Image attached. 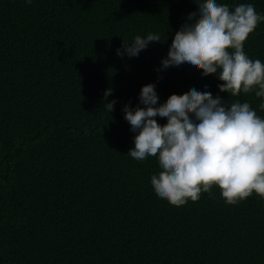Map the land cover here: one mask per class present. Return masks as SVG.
Here are the masks:
<instances>
[{
	"label": "trees",
	"instance_id": "obj_1",
	"mask_svg": "<svg viewBox=\"0 0 264 264\" xmlns=\"http://www.w3.org/2000/svg\"><path fill=\"white\" fill-rule=\"evenodd\" d=\"M217 2L264 16V0ZM197 10L194 0H0V264H264V198L229 205L213 186L177 207L151 185L158 157L128 154L137 132L123 109L145 107L149 83L157 106L195 88L264 119L255 91L220 92L219 69L162 67ZM149 33L160 41L129 57L123 41ZM244 52L264 63V20Z\"/></svg>",
	"mask_w": 264,
	"mask_h": 264
},
{
	"label": "clouds",
	"instance_id": "obj_2",
	"mask_svg": "<svg viewBox=\"0 0 264 264\" xmlns=\"http://www.w3.org/2000/svg\"><path fill=\"white\" fill-rule=\"evenodd\" d=\"M194 2L198 10L189 13L188 21L176 31L162 67L189 63L203 76L219 69L220 92L237 97L255 91L256 97L264 98V63L244 52L245 41L264 16L251 3L230 10L217 0ZM154 41H160V36L149 33L130 43L123 41L122 47L135 57ZM117 55H123L120 48ZM110 94L109 89L105 97ZM139 98L145 107L123 109L137 132L128 154L138 161L158 157L160 171L151 177L158 197L179 207L199 200L202 192L211 195L217 186L229 205L253 193L264 198V119L248 102L225 104L220 96L193 88L189 93H173L157 106L151 83L142 86ZM114 103H107L108 111ZM260 108L264 109V102ZM156 116L166 117L167 122L159 124Z\"/></svg>",
	"mask_w": 264,
	"mask_h": 264
}]
</instances>
